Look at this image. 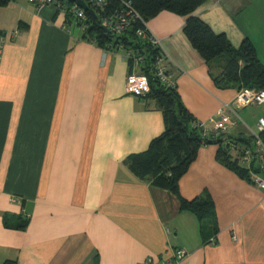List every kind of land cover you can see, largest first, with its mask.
<instances>
[{
    "label": "crops",
    "instance_id": "1",
    "mask_svg": "<svg viewBox=\"0 0 264 264\" xmlns=\"http://www.w3.org/2000/svg\"><path fill=\"white\" fill-rule=\"evenodd\" d=\"M195 16L234 48L248 39L262 61L264 0H207ZM184 22L161 12L147 28L180 100L206 122L236 90L216 88ZM0 33V264H143L170 260L175 248L187 252L178 264H264V192L218 162L216 145L201 146L178 182L185 200L212 198L215 244L202 243L174 194L129 169L164 119L153 99L126 94L122 50L83 41L70 17L26 0L0 8ZM243 125L227 136H249ZM6 215L28 217L26 228H4Z\"/></svg>",
    "mask_w": 264,
    "mask_h": 264
},
{
    "label": "trees",
    "instance_id": "2",
    "mask_svg": "<svg viewBox=\"0 0 264 264\" xmlns=\"http://www.w3.org/2000/svg\"><path fill=\"white\" fill-rule=\"evenodd\" d=\"M14 0H0V8ZM94 12L93 20L86 13L87 20L79 25L82 28L81 39L96 44L101 49L131 54L140 59L139 73L147 78L149 93L143 98L153 99L164 119L163 132L152 139L146 151L130 155L126 163L131 172L139 179L166 189L179 201L180 210L196 217L200 223L203 244H215L218 232L214 203L207 192L191 200L179 195L178 182L195 160L201 146L216 145V159L239 178L248 180L250 176L228 151V142H244L243 136H219L216 139L202 136V128L184 106L176 87L162 84L154 75L153 68L159 58L160 49L153 46L147 36H137L147 22L161 12H169L184 17L183 34L192 48L207 64L209 75L216 88H242L264 90V64L257 57L253 44L245 39L238 48H234L223 33H215L205 22L195 16L207 0H105L100 7L91 0H82ZM67 4L70 2L67 0ZM59 12V11H58ZM129 12L134 20L119 34L110 32L101 25L104 19H114L115 15ZM72 17L70 13H64ZM73 21V20H72ZM214 62L216 65H214ZM132 62L128 59L129 68ZM264 139V131L260 133ZM4 228L23 231L28 217L3 216ZM213 240L214 242H211ZM1 264H17L6 260Z\"/></svg>",
    "mask_w": 264,
    "mask_h": 264
},
{
    "label": "built area",
    "instance_id": "3",
    "mask_svg": "<svg viewBox=\"0 0 264 264\" xmlns=\"http://www.w3.org/2000/svg\"><path fill=\"white\" fill-rule=\"evenodd\" d=\"M27 2L35 5L36 7L52 6L57 11L63 13H70L73 23L81 25L86 22L87 16L76 4L69 3L67 0H26ZM96 7L104 4L105 0H91ZM134 20L129 12L116 14L114 19H104L101 25L108 29L110 32L119 34L124 28L128 27L129 21ZM144 29L137 31V36H147L151 44L160 49V42L150 33L147 24L143 22ZM6 41V36L0 33V57L3 45ZM160 56L157 59L153 73L155 77L164 85L169 87L175 86L174 78L166 71L161 62L164 58L161 49ZM127 60L130 59L132 64L130 72L126 77L125 92L126 94L143 98L149 93V85L147 78L139 73L138 65L140 59L135 58L131 54L126 55ZM260 105L264 107V90H255L242 88L239 90L236 97L232 102L222 104L217 110L216 118H209L206 122H200L199 126L202 128V136L205 138L216 139L219 136H227L231 127H235L240 123L237 113L245 107ZM235 116L233 120L231 116ZM256 133L252 132L249 136L245 137L244 142H228V151L231 156L236 159L241 167L246 169L249 173L252 183L257 185L259 189L264 192V139L260 137V133L264 131V114L256 121ZM229 137V136H228ZM235 239V237H232ZM211 242H214L211 240ZM187 256V252L182 248H175L173 250L172 259L161 262H154L152 258H147L143 264H178Z\"/></svg>",
    "mask_w": 264,
    "mask_h": 264
},
{
    "label": "rangeland",
    "instance_id": "4",
    "mask_svg": "<svg viewBox=\"0 0 264 264\" xmlns=\"http://www.w3.org/2000/svg\"><path fill=\"white\" fill-rule=\"evenodd\" d=\"M260 56H262V55L260 54ZM261 58H262V61H261V62L264 64V57H261ZM214 65H216L215 62H214ZM238 92H239V90H236V93H235L234 98L236 97V95L238 94ZM234 98H233V99H234ZM233 99H232L231 101H229V102H223V103H221V104L219 105V107L217 108V110L222 106V104L230 103V102L233 101ZM252 107H253V108H252ZM258 107H262V108L264 109V107H263V106H260V105H253V106H248V107L242 108V109L237 113V117L240 119V123H238V125H241V126L244 127L243 123H244V124H247V125H249L250 130H251L252 132L256 133V126H255V123H256V121H257L256 116H257L258 114H260L261 112H263V114H264V110H263L262 108H258ZM246 108H248V109H246ZM244 109H246V110H244ZM217 110L215 111V113H214L211 117H213V118H216V117H217V115H216ZM211 117H210V118H211ZM231 117H232L233 120L236 119V117L233 116V115H232ZM242 122H243V123H242ZM238 125H237V126H238ZM235 127H236V126H235ZM235 127H233V128H235ZM231 128H232V127H231Z\"/></svg>",
    "mask_w": 264,
    "mask_h": 264
},
{
    "label": "water",
    "instance_id": "5",
    "mask_svg": "<svg viewBox=\"0 0 264 264\" xmlns=\"http://www.w3.org/2000/svg\"><path fill=\"white\" fill-rule=\"evenodd\" d=\"M70 3L76 4L81 10H83L93 20L96 18L94 12L84 3L82 0H68Z\"/></svg>",
    "mask_w": 264,
    "mask_h": 264
}]
</instances>
